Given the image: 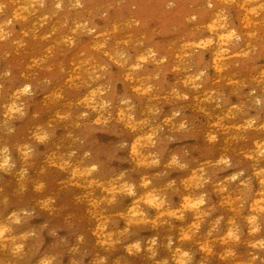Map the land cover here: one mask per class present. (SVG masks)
Segmentation results:
<instances>
[{
	"label": "clouds",
	"instance_id": "obj_1",
	"mask_svg": "<svg viewBox=\"0 0 264 264\" xmlns=\"http://www.w3.org/2000/svg\"><path fill=\"white\" fill-rule=\"evenodd\" d=\"M0 264H264V0H0Z\"/></svg>",
	"mask_w": 264,
	"mask_h": 264
}]
</instances>
